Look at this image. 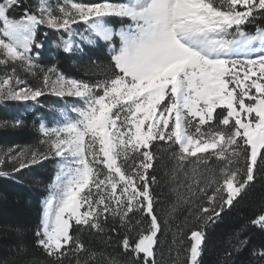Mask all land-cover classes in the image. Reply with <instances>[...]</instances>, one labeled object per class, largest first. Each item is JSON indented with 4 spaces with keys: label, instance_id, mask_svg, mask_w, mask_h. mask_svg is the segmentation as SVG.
Instances as JSON below:
<instances>
[{
    "label": "snow or ice",
    "instance_id": "obj_1",
    "mask_svg": "<svg viewBox=\"0 0 264 264\" xmlns=\"http://www.w3.org/2000/svg\"><path fill=\"white\" fill-rule=\"evenodd\" d=\"M18 6L21 0H0V100L37 101L52 93L79 101L61 110L57 126L40 124L45 151L10 149L0 156V176L11 174L2 170L5 157L18 165L13 172L58 158L42 202L37 246L57 264L69 255L73 264H95L100 254L86 248L74 226L104 232L111 217L127 229L125 251L140 264H159L151 146L171 142L179 151L170 179L186 189H174L177 203L193 204L201 196L208 202L196 216L203 223L188 237L185 264H200L207 225L232 206L254 180L258 158L264 160V27L245 30L264 18V0H37L14 18L10 12ZM81 24L84 30L77 31ZM42 26L64 33L57 47L66 53L79 48L77 39L105 44L109 62L96 67L106 78L89 83L54 65L40 68ZM17 66L29 75L39 72L40 84L27 86ZM217 109L224 110L219 118ZM210 157L221 165L222 182L207 167ZM186 163L192 166L185 169ZM137 212L149 218L146 226L130 219ZM251 223L264 230V214ZM246 243L237 240L233 252ZM81 253L87 255L81 259ZM253 255L264 260V246Z\"/></svg>",
    "mask_w": 264,
    "mask_h": 264
},
{
    "label": "trees",
    "instance_id": "obj_2",
    "mask_svg": "<svg viewBox=\"0 0 264 264\" xmlns=\"http://www.w3.org/2000/svg\"><path fill=\"white\" fill-rule=\"evenodd\" d=\"M79 2L92 3L96 0ZM36 3L37 0H21L22 6L15 7L10 15L19 18L25 6L34 9ZM113 23L119 26L120 21L114 20ZM254 26L264 27V18L258 17L252 24L247 25L245 30L253 32ZM81 27L82 25L79 26V30H82ZM61 36H64L63 32L47 27L42 26L38 30L37 39L43 44L36 59L40 68L47 69L54 65L65 76L89 83L106 78L104 72L96 67L107 65L109 62V51L105 44L101 42L95 47L84 44L83 48L66 53L57 47ZM35 51L34 49V54ZM4 71L5 69L0 67V75ZM17 71L27 86L36 87L40 84L42 76L39 72L35 76L29 75L18 66ZM68 99L46 93L37 101L0 100L2 156L10 149L13 152L22 149L45 151L47 146L40 143L44 139L40 131L41 118L47 117L50 106L59 105ZM216 114L219 118L224 114V110L217 109ZM17 121L22 123L17 126ZM151 151L156 159L153 168L149 170V176L154 175L157 180L152 185V192L155 198L154 210L161 222L156 258L159 264H185L187 249L191 243L188 239L190 232L198 230L203 223L196 219L198 209L208 206V202L201 196L193 204L177 203V191L186 192L184 187H178L179 180L174 182L170 179L176 166L174 154L179 151L177 145L155 141ZM5 160L2 170L11 174L0 176V264H32V261H36L37 264H57L43 248L37 246L36 232L40 226L42 202L48 195V185L56 174L58 158L50 157L19 172L12 171L18 165L9 162L6 157ZM191 166V163L184 165L185 169ZM220 166L214 157L209 158L207 167L215 172V178L222 182ZM240 166L243 168L246 164L241 163ZM181 180L184 184L188 183L183 176ZM173 205H176L174 212L171 211ZM260 214H264V160L258 158L254 180L234 200L232 206L225 207L220 217L207 225L206 241L199 258L200 264H264V260L253 255L254 251L264 246V230L251 223ZM129 215L133 223L137 219H143L145 226L149 219L139 212ZM104 228V232H97L77 230L74 226V234L79 236L86 248L90 252L100 254L95 264H109L111 259L119 261L120 264H140L131 251H125L122 247L121 241L127 229L111 217L104 224ZM129 236L133 239L135 233H129ZM237 240L247 241L238 253L233 252V246L239 247ZM228 252L232 253L230 257L225 255ZM80 255L83 259L87 253ZM74 259L69 255L63 260V264H73Z\"/></svg>",
    "mask_w": 264,
    "mask_h": 264
},
{
    "label": "rangeland",
    "instance_id": "obj_3",
    "mask_svg": "<svg viewBox=\"0 0 264 264\" xmlns=\"http://www.w3.org/2000/svg\"><path fill=\"white\" fill-rule=\"evenodd\" d=\"M81 25H82V27H81L82 30H79V26H80L79 25L77 27V31H83L84 30L85 25H83V24H81ZM77 44H79V49L83 48V46H84V44L81 43L78 39H77ZM256 54H258V53H253L252 55H256ZM65 98H69V99L68 100H63V102L61 104H59V105H55V106L52 105V106L49 107L48 115H47L46 118L45 117L41 118V123H44V124H46L49 127L57 126L64 119L63 115L61 114V110L65 109V108H71L73 105L79 103L78 99L75 98V97H65ZM69 115H74V113H69ZM2 153L0 151V156H2Z\"/></svg>",
    "mask_w": 264,
    "mask_h": 264
}]
</instances>
